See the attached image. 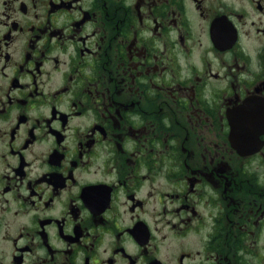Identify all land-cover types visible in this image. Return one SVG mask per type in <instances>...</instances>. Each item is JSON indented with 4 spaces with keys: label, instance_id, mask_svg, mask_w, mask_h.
<instances>
[{
    "label": "flooded vegetation",
    "instance_id": "obj_1",
    "mask_svg": "<svg viewBox=\"0 0 264 264\" xmlns=\"http://www.w3.org/2000/svg\"><path fill=\"white\" fill-rule=\"evenodd\" d=\"M0 264H264V0H0Z\"/></svg>",
    "mask_w": 264,
    "mask_h": 264
}]
</instances>
